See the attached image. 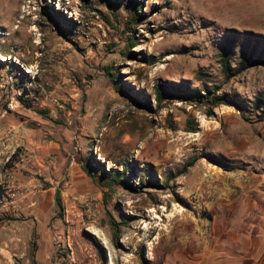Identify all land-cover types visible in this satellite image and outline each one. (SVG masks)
I'll return each mask as SVG.
<instances>
[{
  "label": "rangeland",
  "instance_id": "obj_1",
  "mask_svg": "<svg viewBox=\"0 0 264 264\" xmlns=\"http://www.w3.org/2000/svg\"><path fill=\"white\" fill-rule=\"evenodd\" d=\"M114 1L0 0V108L22 91L15 109L47 120L48 142L67 132L94 173L127 168L132 184L91 178L94 191L65 201L59 257L70 264V240L76 264H264V107L254 104L264 63L229 75L220 55L234 38L232 72L249 38L261 52L264 0H141L138 12ZM162 81L220 85L231 104L208 116L205 105L159 102ZM109 213L131 217L118 245Z\"/></svg>",
  "mask_w": 264,
  "mask_h": 264
},
{
  "label": "crops",
  "instance_id": "obj_2",
  "mask_svg": "<svg viewBox=\"0 0 264 264\" xmlns=\"http://www.w3.org/2000/svg\"><path fill=\"white\" fill-rule=\"evenodd\" d=\"M49 127L28 106L0 108V144L12 128L19 132L21 145L8 142L2 150H17L10 170L28 188L13 206L0 205V264H65L64 256L58 255L59 242L65 241V223L57 214L56 190L60 185L65 203L73 195L95 189L78 154L69 152L74 136L60 132V141L48 142L45 131ZM74 150L78 152L76 146Z\"/></svg>",
  "mask_w": 264,
  "mask_h": 264
},
{
  "label": "trees",
  "instance_id": "obj_3",
  "mask_svg": "<svg viewBox=\"0 0 264 264\" xmlns=\"http://www.w3.org/2000/svg\"><path fill=\"white\" fill-rule=\"evenodd\" d=\"M129 3L135 12H138L139 9L142 8L143 2L141 0H129ZM118 4V1H114L111 5L115 6ZM261 36H257L256 42L258 44L261 43ZM249 38V43H250ZM245 43L241 46L239 55H240V63L238 67L231 72L232 70V60L235 54V39L230 37L227 39L226 43L221 49V62L223 66V71L228 73L229 75H235L249 67L257 64L264 63V48L261 52L254 56L257 52V48H254V51H250L249 44ZM134 43V41H133ZM253 60V61H252ZM114 89L122 95H128L130 93L129 89L123 85L118 75L112 78ZM155 96L156 99L161 102L166 97H172L178 101L188 102L190 104H200L208 106L206 114L208 116L215 114V108L223 105V104H231L228 99L227 94L220 92L221 86L214 85L210 87L205 85L202 89L193 88L189 84L185 83H176L169 81L158 82L155 85ZM256 108L264 107V97L258 96L254 101ZM187 131L196 132L199 130V125L194 117L187 118ZM199 157H195L189 163V165L194 164L195 160ZM128 165V164H127ZM83 170L94 180L97 181L102 187L112 188L114 185L126 186L130 187L132 184L130 182V178L126 175L127 168H123L122 170H115L113 172H109L106 167L99 163L98 168L101 170L98 173H94L92 170V165L90 163L83 162L82 163ZM108 195V191H104V196ZM55 204L57 207L58 213L61 215L64 210V202L62 198V192L60 189V185L55 193ZM110 214V225L114 229L113 233V241L116 245H118V238L122 232V225H127L130 223V216L123 217L121 221L116 219L114 215Z\"/></svg>",
  "mask_w": 264,
  "mask_h": 264
},
{
  "label": "built area",
  "instance_id": "obj_4",
  "mask_svg": "<svg viewBox=\"0 0 264 264\" xmlns=\"http://www.w3.org/2000/svg\"><path fill=\"white\" fill-rule=\"evenodd\" d=\"M17 97L10 100L8 107L14 109L17 107V104H20V97L22 91H18ZM20 136L19 132L16 129H8L2 136V142L0 144V173L2 175V182L0 183V205L2 206H13L24 194L28 192V188L23 183L16 181L10 170V163L12 162L13 156L17 150H14L12 153H7L2 150L5 143L14 142L16 147H21L20 145ZM89 196L85 197V200H88ZM70 237L68 236V239ZM68 248L70 252L68 254V262L70 264H76V257L72 248L70 240H68Z\"/></svg>",
  "mask_w": 264,
  "mask_h": 264
},
{
  "label": "bare ground",
  "instance_id": "obj_5",
  "mask_svg": "<svg viewBox=\"0 0 264 264\" xmlns=\"http://www.w3.org/2000/svg\"><path fill=\"white\" fill-rule=\"evenodd\" d=\"M94 234L101 240V242L103 244H105L107 247H109V243L107 242V240L105 238H103V235L101 234L100 231H98V230L95 229L94 230Z\"/></svg>",
  "mask_w": 264,
  "mask_h": 264
}]
</instances>
